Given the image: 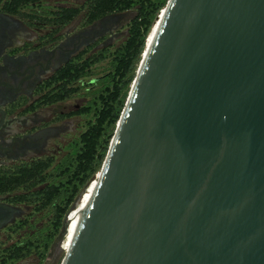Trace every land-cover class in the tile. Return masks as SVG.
Wrapping results in <instances>:
<instances>
[{"label":"water","instance_id":"1","mask_svg":"<svg viewBox=\"0 0 264 264\" xmlns=\"http://www.w3.org/2000/svg\"><path fill=\"white\" fill-rule=\"evenodd\" d=\"M160 13L61 264H264V0Z\"/></svg>","mask_w":264,"mask_h":264},{"label":"flooded vegetation","instance_id":"2","mask_svg":"<svg viewBox=\"0 0 264 264\" xmlns=\"http://www.w3.org/2000/svg\"><path fill=\"white\" fill-rule=\"evenodd\" d=\"M7 1L0 0L2 177L17 175L23 167H30L41 160L55 165L69 152L72 143L88 126V114L83 110L105 75L89 81L88 78L99 64L106 63L107 68L108 61L91 65L90 75L67 86L75 91L55 101L52 100L54 96L65 92L62 88L66 82V78H62L63 69L86 62L90 56L101 54L107 48L113 50L120 46L129 35L130 25L136 16V10H128L134 15L120 29L124 21L122 15L128 11L108 14L91 23L84 18L83 11L61 25L56 22L63 17L57 12L86 7L88 0L79 4L51 3L54 0H48L44 7L50 15L32 6L12 12L7 8ZM47 17L52 21L48 23ZM74 99H79L80 103L69 109L68 103ZM74 118L86 121L85 128L75 135L72 129H78L74 126ZM22 193V187L0 193V264L5 260L7 250L24 235L26 221L34 222L38 218L33 215L31 205L17 199ZM33 259L36 258L30 256L13 264Z\"/></svg>","mask_w":264,"mask_h":264},{"label":"trees","instance_id":"3","mask_svg":"<svg viewBox=\"0 0 264 264\" xmlns=\"http://www.w3.org/2000/svg\"><path fill=\"white\" fill-rule=\"evenodd\" d=\"M47 1L8 0L7 8L19 12L23 7L32 6L50 15L44 7ZM167 3L168 0H88L86 7L57 12L63 17L56 22L61 25L83 11L89 23L108 14L128 10H136V16L130 25L129 35L120 46L113 50L107 48L101 54L90 56L84 64L70 65L62 70V78H66L62 87L65 92L54 96L52 100L55 101L74 92L67 86L90 75L91 65L108 61L105 76L83 110L88 114V126L72 143L69 152L55 165L41 160L30 167H23L17 175L0 176V193L22 187L24 193L17 199L31 205L34 216L48 218L43 226L38 225V219L34 222L28 219L24 224V235L7 250L1 264H13L30 256L38 260L36 264H44L48 259L77 198L103 166L146 47V39ZM46 21L49 23L52 19L47 17Z\"/></svg>","mask_w":264,"mask_h":264},{"label":"rangeland","instance_id":"4","mask_svg":"<svg viewBox=\"0 0 264 264\" xmlns=\"http://www.w3.org/2000/svg\"><path fill=\"white\" fill-rule=\"evenodd\" d=\"M83 0H54L52 1L51 3L53 2H68V3H73V4H79L80 2H82ZM134 14L131 12V11H128V12H125L122 17L124 18V21L122 22V26L120 29H122L125 25H126V21L127 19H129L130 17H132ZM119 29V30H120ZM117 38H115L114 40H116ZM106 63H101L99 64L97 67H95L94 69V73L93 75L88 78V81L92 78H97V77H100V76H104L106 74ZM79 99H74V100H71L69 101L68 103V108L69 109H73L75 108L78 104H79ZM59 109H63V108H59ZM85 119L84 118H74L73 119V123H75L74 126L77 127V131L75 129H72V132L74 133V135L76 133H78L80 130L84 129L85 128ZM73 214V213H72ZM72 216V215H71ZM37 219H38V225L39 226H43L46 221L48 220V218H42L40 217V215H37ZM61 236V235H60ZM60 236L58 237L57 241H56V244L54 245V247L52 248L50 254H49V257L48 259L46 260V262L44 264H61L62 261H63V258L65 257L66 255V252H67V238H66V241H65V244H62L63 242L60 241ZM62 244V248L60 247V243ZM38 260H27V261H24L22 262L21 264H36Z\"/></svg>","mask_w":264,"mask_h":264},{"label":"bare ground","instance_id":"5","mask_svg":"<svg viewBox=\"0 0 264 264\" xmlns=\"http://www.w3.org/2000/svg\"><path fill=\"white\" fill-rule=\"evenodd\" d=\"M162 18H163V16L160 13V17L158 18V20L153 25L152 30L150 31V33L148 35V39H146L147 40L146 47H145L146 50H147V48H150L152 46V44L154 43L157 32H159V30H160ZM98 185H99V178H96L92 182V184L87 188V190L83 193V195L80 198L75 209H73L69 213V216L67 219L68 220V226H67L66 234L64 237V241H63V244H65V241L67 238V242H68L67 252H69L72 248V245H73V242L76 238V234L78 233L80 224L84 218V215H85L87 208L89 207L91 201L94 198V194L98 188Z\"/></svg>","mask_w":264,"mask_h":264}]
</instances>
